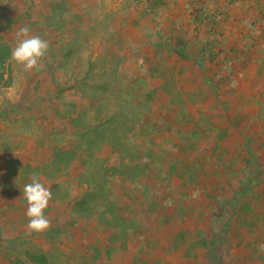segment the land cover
Wrapping results in <instances>:
<instances>
[{"label": "rangeland", "instance_id": "rangeland-1", "mask_svg": "<svg viewBox=\"0 0 264 264\" xmlns=\"http://www.w3.org/2000/svg\"><path fill=\"white\" fill-rule=\"evenodd\" d=\"M237 5L0 0V264H264V27L220 24Z\"/></svg>", "mask_w": 264, "mask_h": 264}, {"label": "clouds", "instance_id": "clouds-1", "mask_svg": "<svg viewBox=\"0 0 264 264\" xmlns=\"http://www.w3.org/2000/svg\"><path fill=\"white\" fill-rule=\"evenodd\" d=\"M16 45L12 49L11 59L25 71L39 69L41 61L49 49V41L39 35H32L27 26L16 32ZM30 183L24 185L23 197L26 201V217L28 229L37 234L45 232L51 221L45 216V209L52 200V193L41 181L38 174L30 176Z\"/></svg>", "mask_w": 264, "mask_h": 264}, {"label": "crops", "instance_id": "crops-1", "mask_svg": "<svg viewBox=\"0 0 264 264\" xmlns=\"http://www.w3.org/2000/svg\"><path fill=\"white\" fill-rule=\"evenodd\" d=\"M252 1L254 0H236V3L238 5L232 11L227 10V13H224L225 15L228 14V17L226 16L227 18L224 19V16L222 18V23L220 24H222L226 28L237 29L240 31L245 30V28L257 29L262 26L264 27V23L262 22L264 20V9L256 8V6L253 5ZM225 53L228 58H230L229 56L231 54H236L234 51L231 50H225ZM242 55L245 56V54Z\"/></svg>", "mask_w": 264, "mask_h": 264}, {"label": "trees", "instance_id": "trees-1", "mask_svg": "<svg viewBox=\"0 0 264 264\" xmlns=\"http://www.w3.org/2000/svg\"><path fill=\"white\" fill-rule=\"evenodd\" d=\"M8 25H9V22L4 23V25L1 27V29H6ZM110 210L113 212V207L112 206L110 207ZM109 223L110 222H108V224Z\"/></svg>", "mask_w": 264, "mask_h": 264}]
</instances>
